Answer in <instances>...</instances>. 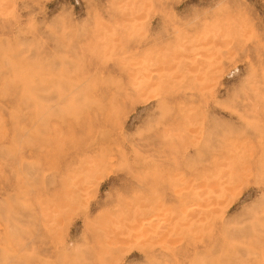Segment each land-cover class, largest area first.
I'll use <instances>...</instances> for the list:
<instances>
[{
    "label": "rangeland",
    "instance_id": "1",
    "mask_svg": "<svg viewBox=\"0 0 264 264\" xmlns=\"http://www.w3.org/2000/svg\"><path fill=\"white\" fill-rule=\"evenodd\" d=\"M0 264H264V0H0Z\"/></svg>",
    "mask_w": 264,
    "mask_h": 264
}]
</instances>
